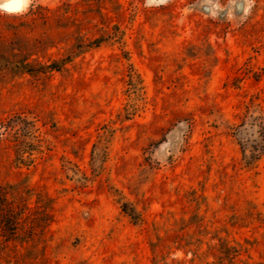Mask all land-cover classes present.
Returning <instances> with one entry per match:
<instances>
[{"label":"rangeland","instance_id":"obj_1","mask_svg":"<svg viewBox=\"0 0 264 264\" xmlns=\"http://www.w3.org/2000/svg\"><path fill=\"white\" fill-rule=\"evenodd\" d=\"M8 2L0 264H264V0Z\"/></svg>","mask_w":264,"mask_h":264},{"label":"trees","instance_id":"obj_2","mask_svg":"<svg viewBox=\"0 0 264 264\" xmlns=\"http://www.w3.org/2000/svg\"><path fill=\"white\" fill-rule=\"evenodd\" d=\"M30 12L32 14L31 15V18H32L31 21H34L36 19V17H34L35 16V13H34L33 4H31L30 7L28 8V10L25 13H23V14H19V15L13 14V15H11V14H6V13H0V17H2V16H15V17L16 16H25L27 14H30ZM24 64L25 65H23V67H22L23 71H25V72H33V69H31L30 67H27V64L26 63H24ZM53 64H56V61ZM53 66H56V65H53ZM47 67L48 68H55V69L57 68V66L56 67H51V65L46 66V68ZM15 148H16V150L18 152L20 151L18 145ZM250 158L257 159V157L255 155H251ZM247 162H250V161L248 160ZM7 205H9V204H8V200H7V197H6V193L4 191V188L3 187H0V223L1 224L3 223V225H5V223H9L10 226H11L10 229H9V231L3 230V227L0 226V236L5 237L4 240H6V242L8 240H10V239L14 240L18 236L17 223H14L13 220H11V218L10 219H7V217H5L6 218L5 220H2L1 219V216H4L6 214V212H10L9 209L7 208ZM122 208H123V211L124 212H127L126 203H123L122 204ZM25 209H26V204L23 205V210H25ZM21 212H24V211H21ZM128 215L133 220H136V218L138 216V214H135L133 212L130 213V211H129ZM7 249H9V248H7ZM2 254L0 253V259L2 258L1 257ZM17 261H19V260H17ZM33 262H35V259L34 258L24 257L21 260V263H23V264H32Z\"/></svg>","mask_w":264,"mask_h":264},{"label":"bare ground","instance_id":"obj_3","mask_svg":"<svg viewBox=\"0 0 264 264\" xmlns=\"http://www.w3.org/2000/svg\"><path fill=\"white\" fill-rule=\"evenodd\" d=\"M23 2H24V0H23ZM23 2H21V3H10V2H8V3H5V4H9V5H11V6H14L15 7V5H22L23 4ZM26 3V2H25ZM4 4V3H3ZM0 5H2V3L0 4ZM21 8V7H20Z\"/></svg>","mask_w":264,"mask_h":264}]
</instances>
